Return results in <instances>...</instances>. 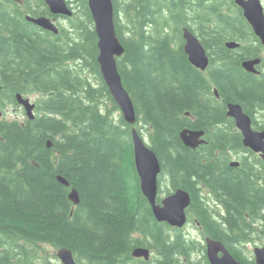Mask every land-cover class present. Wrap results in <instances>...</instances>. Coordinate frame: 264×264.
I'll list each match as a JSON object with an SVG mask.
<instances>
[{
  "label": "trees",
  "instance_id": "trees-1",
  "mask_svg": "<svg viewBox=\"0 0 264 264\" xmlns=\"http://www.w3.org/2000/svg\"><path fill=\"white\" fill-rule=\"evenodd\" d=\"M69 3L74 15L56 34L28 19L62 18L45 0H0V264H61L45 245L70 249L78 264H210L208 237L256 264L246 248L264 240V160L228 115L239 103L264 129V45L244 12L228 0H113L132 125L103 78L89 1ZM184 28L206 48V70L190 62ZM260 56L259 73L244 68ZM17 94L37 95L34 119L5 117ZM133 128L146 130L161 162L158 202L189 192L201 239L156 219ZM185 128L204 130L206 143L185 145ZM137 247L151 260L134 257Z\"/></svg>",
  "mask_w": 264,
  "mask_h": 264
},
{
  "label": "water",
  "instance_id": "water-1",
  "mask_svg": "<svg viewBox=\"0 0 264 264\" xmlns=\"http://www.w3.org/2000/svg\"><path fill=\"white\" fill-rule=\"evenodd\" d=\"M88 1L99 37L98 46L100 54L98 59L103 78L114 99L120 106L126 121L133 125L137 121L136 108L123 84L117 63V58L125 53V48L117 35L113 0ZM45 2L53 14L63 16H71L73 14V10L67 0H45ZM237 2L242 6L245 17L264 44V6L261 0H250L248 2L237 0ZM28 19L42 28L55 33L59 32L58 26L49 17L28 16ZM183 35L185 38V51L188 54L190 62L194 66L206 70L209 66L210 58L203 43L189 28L183 29ZM227 46L236 48L240 46V43L230 41L227 43ZM261 60L260 57L248 59L243 62V66L249 72L259 73L257 65L261 63ZM17 99L25 107L28 116L34 118L35 104L31 102L30 98L17 94ZM228 115L234 118L236 126L241 131L244 145L260 153L264 159V129L258 130L253 127L251 116L245 112L239 103H228ZM132 133L134 158L141 181V188L151 203L156 219L158 221H165L172 226L183 227L188 221L187 208L191 204L190 193L184 189H178L163 198L160 203L157 202L159 175L162 171L161 162L155 151L136 128H133ZM204 136V130L185 128L181 131L184 144L194 149L206 143ZM234 164L237 165L238 163ZM59 179L66 185H70L64 177L59 176ZM70 198L76 204L80 202L79 193L76 189H72ZM150 254V249L146 247H137L133 251L134 257L149 259ZM206 254L210 264H244L227 249L223 242L209 237L206 238ZM254 254L256 264H264V245L255 247ZM58 256L63 264H78L73 252L68 248H60Z\"/></svg>",
  "mask_w": 264,
  "mask_h": 264
},
{
  "label": "rangeland",
  "instance_id": "rangeland-1",
  "mask_svg": "<svg viewBox=\"0 0 264 264\" xmlns=\"http://www.w3.org/2000/svg\"><path fill=\"white\" fill-rule=\"evenodd\" d=\"M72 5L74 6V4H72ZM57 24L68 26V20L66 18L58 19ZM263 56H264V52H263ZM29 97H30L31 101H33V102H35L37 99L36 94L29 95ZM5 117L8 119H16V118L24 119L27 117V114H26L25 109L21 105H12L11 104L7 108V112H6ZM257 120H259V121L262 120L260 115L258 116ZM144 138L149 143V138L147 136L146 130H144ZM165 187L166 186H164V189H165ZM163 196H164V194H163ZM185 231H188L189 233H191V235L193 237L201 239L200 231L196 229V226L194 224L189 223L186 226ZM263 242H264V240L263 241H256L254 243L247 244L246 250H247L248 254L252 253V255L254 256V252H253L254 248L256 246H261L263 244ZM43 253L47 256L48 255L53 256L55 254L57 255V249L53 248L50 245H45L43 248ZM195 259H197V258L195 257ZM58 262H60V260Z\"/></svg>",
  "mask_w": 264,
  "mask_h": 264
},
{
  "label": "flooded vegetation",
  "instance_id": "flooded-vegetation-1",
  "mask_svg": "<svg viewBox=\"0 0 264 264\" xmlns=\"http://www.w3.org/2000/svg\"><path fill=\"white\" fill-rule=\"evenodd\" d=\"M243 1H250V0H243ZM228 2H230L231 4H236L239 8H241V6H239V4L237 3V0H228ZM261 3L264 5V0H261ZM241 10L243 11V9L241 8Z\"/></svg>",
  "mask_w": 264,
  "mask_h": 264
}]
</instances>
